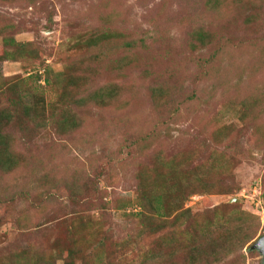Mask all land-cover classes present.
I'll use <instances>...</instances> for the list:
<instances>
[{
    "label": "rangeland",
    "instance_id": "1",
    "mask_svg": "<svg viewBox=\"0 0 264 264\" xmlns=\"http://www.w3.org/2000/svg\"><path fill=\"white\" fill-rule=\"evenodd\" d=\"M0 56V151L13 159L0 167V264H64L69 249L75 264H263L239 239L264 233V0H0ZM111 84L106 107L74 101ZM153 170L168 184L188 172L187 189L202 179L189 219L144 227L135 200ZM233 200L259 224L203 229Z\"/></svg>",
    "mask_w": 264,
    "mask_h": 264
},
{
    "label": "trees",
    "instance_id": "2",
    "mask_svg": "<svg viewBox=\"0 0 264 264\" xmlns=\"http://www.w3.org/2000/svg\"><path fill=\"white\" fill-rule=\"evenodd\" d=\"M112 35V33H106L103 37H91L88 38V46L89 45H98L100 41L106 39L108 36ZM192 39L196 40V43L199 44L201 48H206L207 45L211 42V34L209 31L198 28L195 33H193ZM4 43L9 46H18L22 47L24 44L15 42L12 38H5ZM128 46H132L131 43H127ZM5 56L11 57L12 54L5 53ZM0 59L3 60V57L0 56ZM62 73H58L61 75ZM1 76V75H0ZM39 78V77H37ZM39 80V79H37ZM45 84L47 86H51L53 84L50 76H45L44 78ZM60 88L62 89V98L67 95V92H71V88L74 90L81 88L85 83V78L82 77L81 74H77V76L70 77L66 81L63 80L60 82ZM118 86L115 84L105 85L98 87L91 91L88 95L87 99L78 98L74 99L75 103L82 104L84 101H91L96 104L98 107H106L116 98L118 94ZM21 95L18 96V99H12L11 103L14 107H20ZM44 101V99L42 98ZM43 106V105H42ZM23 109L30 113L31 111H36V106L24 105ZM77 116L72 113V117L67 115L63 118L61 122L62 128L66 129L67 127H75L77 124V120L74 122L71 118ZM39 115L36 116L38 118ZM11 118L9 110H1L0 111V122L4 123L6 120ZM4 144V136L0 133V145ZM12 156L8 153V150L4 153L0 151V167L3 170L11 168ZM176 170V168H175ZM190 174L188 172H181V176L178 178L179 182L171 181L170 184L166 183L165 180L160 176L157 170H153L152 173L145 172L141 175L137 199L135 200V205L139 209V216L142 218L143 225L146 229H163L170 219L173 217L174 222L179 221L181 219H189L191 217V211L189 208H185V203L189 196L199 192L200 190H207L204 182L200 177L196 179V183L190 185L191 189H187L189 184L187 183L189 180ZM262 194V193H261ZM236 200V199H234ZM233 200L232 206L230 208H219L216 207L212 211L213 217L212 219L208 218L203 226V229L210 233L211 229L215 228L216 222H221L224 225H229L232 222V219L235 216L238 218L236 222V228L240 232H243L245 226L252 225L256 226V223L259 221L255 217L256 213H248L246 211L241 210L237 206L236 201ZM254 221V222H253ZM188 229V228H186ZM244 233V232H243ZM260 233V229L255 227V230L250 234H244L243 238L239 239L240 249L245 246H250L252 241L258 237ZM261 235V234H260ZM259 238V237H258ZM251 245H248V244ZM223 249H227V246L224 244ZM66 256L63 258L65 260L64 264H75V250L69 249L66 252ZM19 259L17 260V264H41L39 262V257L34 258H26L21 254L17 255ZM17 258V257H15ZM14 258V259H15ZM100 261V260H98ZM192 261V259H190ZM14 263V264H16ZM43 264H54L53 260L45 261ZM86 264V263H83ZM98 264V263H95Z\"/></svg>",
    "mask_w": 264,
    "mask_h": 264
},
{
    "label": "water",
    "instance_id": "3",
    "mask_svg": "<svg viewBox=\"0 0 264 264\" xmlns=\"http://www.w3.org/2000/svg\"><path fill=\"white\" fill-rule=\"evenodd\" d=\"M250 250L258 251L264 264V233L250 246Z\"/></svg>",
    "mask_w": 264,
    "mask_h": 264
},
{
    "label": "built area",
    "instance_id": "4",
    "mask_svg": "<svg viewBox=\"0 0 264 264\" xmlns=\"http://www.w3.org/2000/svg\"><path fill=\"white\" fill-rule=\"evenodd\" d=\"M255 206H256V207L260 206V202H259V201L256 202V203H255ZM256 210H257V208H256Z\"/></svg>",
    "mask_w": 264,
    "mask_h": 264
}]
</instances>
